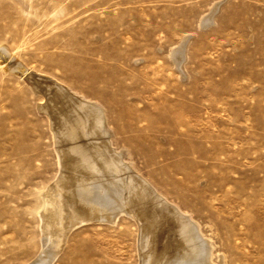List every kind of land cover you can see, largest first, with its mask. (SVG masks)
<instances>
[{
	"label": "rangeland",
	"instance_id": "374dc122",
	"mask_svg": "<svg viewBox=\"0 0 264 264\" xmlns=\"http://www.w3.org/2000/svg\"><path fill=\"white\" fill-rule=\"evenodd\" d=\"M0 46V264L45 249L51 264H154L117 207L72 225L61 251L49 243L36 209L67 142L44 78L102 108L110 136L86 140L109 139L122 178L140 172L189 214L215 264H264V0H0ZM80 173L70 188L87 187ZM97 182V202L121 194Z\"/></svg>",
	"mask_w": 264,
	"mask_h": 264
},
{
	"label": "bare ground",
	"instance_id": "6f19581e",
	"mask_svg": "<svg viewBox=\"0 0 264 264\" xmlns=\"http://www.w3.org/2000/svg\"><path fill=\"white\" fill-rule=\"evenodd\" d=\"M209 20L210 16L204 18V21ZM0 53H7V50L0 46ZM177 62L175 61V63ZM16 67H20L18 62ZM22 68L20 67L21 72L24 71ZM41 85L46 89L47 96H49L48 107L52 110L51 117L57 136L62 141L67 142L63 146L65 149L61 147L58 150L64 171L59 173L60 175L53 184V190L51 189L52 192L54 191L53 194L48 191L49 193L39 196L42 209H36L40 220H42V230L47 233V237H50L49 243L51 241L54 250L57 252L61 248L63 239L72 225L94 219L115 221L116 214L119 213L113 214L112 211L109 213L108 207L110 209L117 207L118 212L123 211V213L125 212L139 222L141 236H143L139 240H142L143 246L149 245L147 254L153 258L154 264L160 263L159 257L164 252L175 255L177 257L176 264H215L212 260L213 240L207 235L202 237L201 233L198 232L200 231L199 224L192 222L186 216H189V214L173 206V202V205L167 203L168 200L157 194L150 182L139 175L140 172L139 174L132 173L128 175V178H126L127 176L122 178L121 159L123 151L115 152V149L113 150L109 146L111 142L105 136L97 143L86 140L89 134L97 136L99 134L107 136L108 134L110 136V133L104 127L106 117L102 108L97 104L84 101L86 99L83 96L84 100L77 98L74 104H68L66 96L71 99V96L74 97L79 94L66 93L63 86L50 78L41 80ZM76 171L81 172L80 178L88 182V188L84 187L85 189L80 190L79 186L77 188L69 187L72 183L70 175ZM69 177L71 181L68 180ZM97 180H101L102 184L104 182L103 186L105 185L108 191L113 187L121 189V194L119 191L117 194L112 195L110 205L105 204L104 199L102 203L97 202L102 197L98 192L94 193L95 188L97 189L101 185V182L99 183ZM93 186H95L94 190L91 189ZM124 189L128 190L127 195H124L127 192L122 193ZM108 214H110L109 217L104 218ZM52 234H54V238H51ZM47 251L46 249L42 253H39L41 252L39 251L38 255L27 264H51L55 251H48L50 254ZM172 257L174 256L170 258ZM164 260L166 259L164 258ZM141 262L143 263V260Z\"/></svg>",
	"mask_w": 264,
	"mask_h": 264
}]
</instances>
